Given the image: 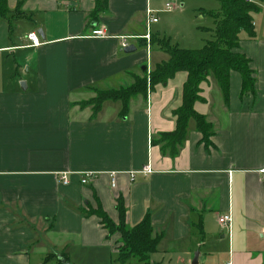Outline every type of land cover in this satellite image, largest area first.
<instances>
[{
  "label": "crops",
  "instance_id": "0c3cea01",
  "mask_svg": "<svg viewBox=\"0 0 264 264\" xmlns=\"http://www.w3.org/2000/svg\"><path fill=\"white\" fill-rule=\"evenodd\" d=\"M157 1L109 0L91 24L95 0H8L13 14L0 20V264H44L48 254L112 259L119 237L108 240L100 220L79 211L100 204L117 224L119 198L130 228L150 214L154 234L163 235L151 264H193L197 252L198 264H264V0L255 37L242 33L238 50L250 60L254 91L243 94L237 72L228 103L213 77L202 84L205 102L195 109L213 127L209 148L195 120L178 157L152 145L175 130L186 73L133 99L125 117L120 102H105L96 116L80 106L168 61L140 44L159 24L148 29ZM33 32L39 47L27 39ZM126 38L135 52H125ZM147 166L150 175L141 173ZM84 173L95 175L85 186ZM228 215L231 229L219 223Z\"/></svg>",
  "mask_w": 264,
  "mask_h": 264
},
{
  "label": "trees",
  "instance_id": "16d2710c",
  "mask_svg": "<svg viewBox=\"0 0 264 264\" xmlns=\"http://www.w3.org/2000/svg\"><path fill=\"white\" fill-rule=\"evenodd\" d=\"M69 2L75 0H67ZM220 9L216 13H209L214 20L211 40H207L199 50L182 49L173 45L169 39L151 36L150 42L144 41L142 47H158L168 55L169 59L156 65L155 69L144 77H135L134 84L119 90L98 92L96 97L80 104L82 108L91 107L96 116L105 102L113 101L122 104L121 116H127L130 102L141 96L147 98L149 90L166 85L179 73H186L187 80L182 90L181 106L173 112L176 123L175 130L169 133L158 134L152 141L153 146L160 147L164 156L176 158L180 154L187 138L191 120H195L197 131L202 135V143L207 148L211 146V137L214 135L213 127L207 122L205 116L199 114L195 106L204 103L202 84L213 77L222 93L225 103L229 102L230 75L237 72L243 80V94L253 92L255 80L250 69V60L238 52L241 34L246 33L251 39L255 37L253 16L259 12L262 0H215ZM95 7L89 16L91 24L98 23L102 15L108 13L109 0H95ZM72 10V9H71ZM21 13V5L17 12ZM8 0H0V20H6L12 15ZM116 210L119 215L118 223H114L99 204L96 209L88 206L79 212L85 217H97L104 230L108 233V240L118 236L116 242L117 263L127 264L136 259L139 264H151V256L158 252L163 235H155L150 214H147L137 225L129 227L127 224V209L123 198L117 200ZM195 227L201 240L205 233L200 218ZM69 262L67 254L58 256L48 254L44 264H63Z\"/></svg>",
  "mask_w": 264,
  "mask_h": 264
},
{
  "label": "rangeland",
  "instance_id": "374dc122",
  "mask_svg": "<svg viewBox=\"0 0 264 264\" xmlns=\"http://www.w3.org/2000/svg\"><path fill=\"white\" fill-rule=\"evenodd\" d=\"M167 5H172V10H166ZM158 13L156 14L159 24L151 28L153 36H159L171 41L173 45L179 47H197L196 50L204 46V42L210 39V35L204 30H213L214 20L209 13H216L220 6L215 0H158L156 3ZM18 9V8H17ZM15 9V12H17ZM151 40V38H150ZM187 50H195L186 48ZM0 56V59L3 58ZM44 256L50 252V248L44 247ZM82 260V255L78 259H72L70 264H119L116 256L101 258L98 262H91L89 256ZM127 264H139L136 259H132Z\"/></svg>",
  "mask_w": 264,
  "mask_h": 264
},
{
  "label": "built area",
  "instance_id": "2783aa9c",
  "mask_svg": "<svg viewBox=\"0 0 264 264\" xmlns=\"http://www.w3.org/2000/svg\"><path fill=\"white\" fill-rule=\"evenodd\" d=\"M172 5H167L166 6V10L170 11L172 10ZM148 29H149V26L152 25V24H156L158 22V19L156 17V13L155 12H152V11H148ZM100 35H103V32L102 31H96L95 32V36H100ZM150 32L148 31L146 36L143 37V39H145L147 42H150ZM27 39L29 42H31V47H39L41 45V41L38 37V34L36 32H33V33H30L28 36H27ZM130 39V38H129ZM131 39H134V38H131ZM138 39V38H137ZM126 42L124 41L123 43V48H127L129 47V43H127V38L125 39ZM141 173L145 174V175H150L152 174V170L149 166L145 167ZM94 174L92 173H84L82 174V177H81V183L82 185H88L90 183V181L94 178ZM135 179V173H132L131 174V180L132 182L134 181ZM61 183L63 185H69L70 181H69V178L66 176V174H62L61 175ZM111 186L113 189L116 188L117 184H116V173H112L111 174ZM264 180V178H263ZM219 223L224 227V228H227V229H231L232 228V217L230 215L228 216H223L222 218H220L219 220Z\"/></svg>",
  "mask_w": 264,
  "mask_h": 264
},
{
  "label": "water",
  "instance_id": "95a60500",
  "mask_svg": "<svg viewBox=\"0 0 264 264\" xmlns=\"http://www.w3.org/2000/svg\"><path fill=\"white\" fill-rule=\"evenodd\" d=\"M39 35H40L41 37L43 36V34H42L41 31L39 32ZM135 50H136V48H135L134 46H129V47H127V48L125 49V52H126V53H132V52H135ZM144 69H145V68H144ZM23 85H24V84H23ZM23 85H21V86H23ZM199 254H200V252H197V253H196L195 258H194V261H193V264H198ZM63 264H70V263H69V262H66V261L63 260Z\"/></svg>",
  "mask_w": 264,
  "mask_h": 264
}]
</instances>
